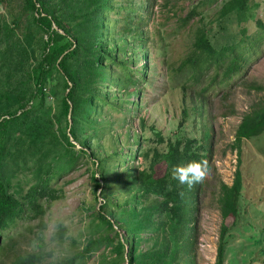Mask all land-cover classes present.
I'll return each mask as SVG.
<instances>
[{
  "label": "rangeland",
  "instance_id": "1",
  "mask_svg": "<svg viewBox=\"0 0 264 264\" xmlns=\"http://www.w3.org/2000/svg\"><path fill=\"white\" fill-rule=\"evenodd\" d=\"M23 1L0 0V92L5 88L17 92L13 87L19 79L27 78V69L36 62L41 51V31L32 23L31 11L22 10ZM141 1L149 3H144L142 13L130 11L134 18L124 25L112 22L109 17L112 11L106 15L111 21L110 27L116 30L114 37L126 35L129 38L126 39L128 46L117 48L116 54L125 50L129 68H138L144 74L147 70V74L129 86V95L123 90L119 95L130 100L139 98L140 108L123 99L119 100L121 109L117 110H110L107 103H103L93 107L90 123L84 127L76 125L78 139L74 149L77 150L80 142L89 137L90 150L95 156L77 151V157L71 161L67 159L63 134L68 135V129L60 106L63 87L55 79L41 95L28 101L31 108L27 114L15 120V141L0 166L1 176L8 179L10 191L20 196L49 169L50 186L55 188L57 197L49 200L43 196L40 199L44 209L42 214L32 219L20 218L6 230L1 241L0 264L9 263L17 251H43L45 257L40 264H55L65 258H74L72 264H127L128 250L124 256L114 251L116 235L100 224L97 217L101 193L94 192L92 177L100 176L92 161L97 156L109 155L106 178L126 180L109 183L104 193L123 204L118 209L109 208L115 217L126 210L123 216L128 224L134 225L141 217L138 193L134 199L138 203L135 213L130 212L134 200H126L133 197V179L143 161L142 155L136 156L133 151L141 138L145 143V138L151 136L148 142L155 144L150 125L161 129L164 136L174 137L181 133L184 137L202 139L209 146V177L197 193L187 197L191 229L179 241L183 251L172 264H215L221 223L217 200L219 184L221 181L231 184L238 166L242 190L237 217L232 223L228 220L223 264H264V131L241 138L239 149L232 147L235 128L242 115L264 97V0H252L255 2L251 8L253 16L245 22L229 17L226 29L216 14L223 0H133ZM194 6L196 12L191 13ZM16 19L19 21L16 29L7 32L6 25ZM196 26L208 31L217 48L239 40L256 44V48L245 53L242 60L245 64L240 73L230 79L220 78V75L214 78V83L206 89L205 109L201 116H198L201 104L197 91L209 78L202 75L200 81L189 80L190 70L178 68L192 49ZM135 27L138 29L136 36H144V47L135 43L136 36L128 35ZM108 68L113 70L110 64ZM211 72L213 68L209 70ZM104 83L109 85L110 91L117 90L110 74ZM26 84L33 88L32 79ZM257 84L263 88L256 89L253 85ZM3 100L0 99V112L18 108L16 102ZM183 108L187 115L184 119ZM93 117L100 119L95 128ZM205 130L209 134L207 137ZM51 131L57 138L52 137ZM158 146L162 148L164 143ZM119 149L124 153L121 157L111 154ZM127 151L130 155L125 153ZM163 170L160 166L158 173ZM59 224L66 228L62 239L55 234ZM99 234L113 239L81 256L79 251L86 241ZM139 234L131 242L136 252L160 248L165 241V231L160 228L141 230Z\"/></svg>",
  "mask_w": 264,
  "mask_h": 264
},
{
  "label": "trees",
  "instance_id": "2",
  "mask_svg": "<svg viewBox=\"0 0 264 264\" xmlns=\"http://www.w3.org/2000/svg\"><path fill=\"white\" fill-rule=\"evenodd\" d=\"M144 3L149 2L127 0L123 4L119 0L23 1L22 10L31 11L32 23L41 31V51L36 62L29 68L27 67V78L19 79L13 87L17 92L12 93L9 88H5L0 92V99H4L3 101L11 100L18 105V108L0 112V166L15 141L13 131L15 120L27 114L31 108L28 101L41 95L46 87L54 84V79L61 83L63 87L60 106L65 125H67V129L68 126L70 127L69 134L67 135L66 132L63 134L67 145V159L70 161L77 157V151L79 154L91 153L93 156L96 155L95 152L90 150L91 140L89 137L80 142L81 145L77 150L74 149L75 143L69 139L70 135L73 140L78 139L76 125L84 127L87 123H90L93 107L107 103L110 110L121 109L119 100L123 99L140 108L139 98L130 100L129 98H121L119 95H121V90L129 95L131 93L128 89L129 86L146 76L147 70L144 74L139 72L138 68H129V64L125 59L128 54L125 50H121L120 54H116L115 50L117 48L128 46L126 39L129 38L126 35L115 38L116 30L110 27L111 21L107 20L106 15L112 11V15H109L112 22L116 24L120 22L124 25L126 21L130 22L134 18L130 11L143 12L141 9L145 7ZM254 3L252 0H223L216 11L218 17L222 19L218 21L223 23V29L227 28L226 22L231 16L237 22H245L253 16L251 8ZM195 8L196 6L192 8L191 13L196 12ZM127 17H130V19H126ZM18 22V19H16L13 20L12 24L6 25V31L13 32ZM128 29H131V27ZM137 31L138 29L135 27L128 35L135 37ZM134 39H136L135 43L138 47H144L143 35H137ZM113 41H115V44ZM253 48H256V44L252 42L248 44L243 40L232 41L217 48L212 43L208 31L204 27H195L192 49L181 60L178 68L180 70L184 68L190 70L189 80L200 81L202 75L209 78L208 82L197 91L201 104L198 116H201L205 109L206 89L214 83V78L220 75V78L230 79L235 73H240V69L245 64V62H242L245 53ZM143 57L146 59L147 55ZM134 61L136 60H132V62ZM108 64L113 67V70L109 71ZM211 68H213V72L209 73ZM23 70L21 68V71ZM109 74L110 80L117 86L116 91H110L109 85L104 83ZM29 79H32L33 88L26 84ZM253 86L256 89L263 88L261 84ZM19 108L20 111L17 110ZM129 109L127 107V110ZM185 112L186 108H183V115ZM68 114H70L71 124L68 121ZM186 116L185 114L183 119ZM99 123L100 119L93 117L92 125H94V128ZM149 130L154 137L155 144L148 142L151 136L145 138V143L143 138L137 143V147L133 152L136 156L142 155L143 166L136 171L133 179L135 187L132 193L133 197L126 200V202L134 200L135 194L138 193L141 217L134 225H130L126 221L127 218L123 216L126 210H123L120 216L115 217L112 210L109 209L110 207L118 209L123 204L118 199L114 200L104 193L106 185L111 182L126 181L106 178L105 173L108 171L107 160L109 155L97 156L92 161L95 165V172L100 176L99 178L92 177L95 185L94 192L98 193L100 191L101 193L99 195L101 197L100 204L96 209L97 217L100 224L111 229L116 235L115 252L124 256V253H126L125 248L129 246L127 264H172V261L177 262L178 254L183 251V246L179 244V241L191 229L187 217L189 211L186 202L187 197L192 193H197L202 185V183L197 184L191 190H188L186 186L181 185L172 178V169L177 165H187L191 162L202 160L208 162L207 150L209 146H206L202 139L184 137L181 133L174 137L164 136L161 129L154 125H150ZM263 131L264 97L255 102L242 115L235 128L232 147L235 146L239 149L241 138L256 136ZM51 134L53 138H57L54 131H51ZM204 136H209L207 130H205ZM160 143H164V147L160 148L158 146ZM114 153L119 154L120 157L124 155L121 149L113 151L111 154ZM125 153L130 155V151ZM238 162H240V158ZM160 166H163L164 170L159 174ZM49 172V169H46L45 174L40 175L37 181L20 196L10 191L8 179L0 174V249L3 247L1 241L4 233L18 219H32L42 214L44 209L40 199L43 196L49 200L57 197L54 192L55 188L50 186L51 176ZM241 190L242 174L238 166L231 184L224 181L219 184L217 200L221 223L215 264H223L226 248L225 240L229 230L228 220L230 219V223H232L237 217ZM137 205V200H134L132 204L134 208H131L130 212L135 213ZM159 228L165 231L163 245L160 248L136 252L131 245L132 238L139 236L141 230L153 231ZM65 229L64 225H58L55 234L59 239H62ZM112 239L113 237L110 238L106 234L89 238L79 254L83 256L97 249L100 245L111 242ZM44 257L43 251H17L7 264H40ZM73 260L74 258H65L55 264H72Z\"/></svg>",
  "mask_w": 264,
  "mask_h": 264
},
{
  "label": "clouds",
  "instance_id": "3",
  "mask_svg": "<svg viewBox=\"0 0 264 264\" xmlns=\"http://www.w3.org/2000/svg\"><path fill=\"white\" fill-rule=\"evenodd\" d=\"M172 178L191 190L197 184L203 183L209 177L207 161L191 162L187 165H177L172 169Z\"/></svg>",
  "mask_w": 264,
  "mask_h": 264
},
{
  "label": "water",
  "instance_id": "4",
  "mask_svg": "<svg viewBox=\"0 0 264 264\" xmlns=\"http://www.w3.org/2000/svg\"><path fill=\"white\" fill-rule=\"evenodd\" d=\"M68 118H69L68 121H69V123H70V122H71L70 114H68ZM69 128H70V127L68 126V134H69ZM70 139H71L74 143L76 142L75 140L72 139V136H71V135H70ZM79 146H80V145H79ZM99 190H100V189H99ZM125 249H126V251H127V250H128V247L126 246Z\"/></svg>",
  "mask_w": 264,
  "mask_h": 264
}]
</instances>
